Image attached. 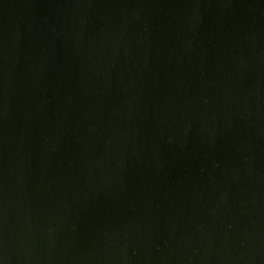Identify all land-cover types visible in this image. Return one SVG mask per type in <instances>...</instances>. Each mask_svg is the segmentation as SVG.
Returning a JSON list of instances; mask_svg holds the SVG:
<instances>
[{"label":"water","instance_id":"obj_1","mask_svg":"<svg viewBox=\"0 0 264 264\" xmlns=\"http://www.w3.org/2000/svg\"><path fill=\"white\" fill-rule=\"evenodd\" d=\"M0 264H264V0H0Z\"/></svg>","mask_w":264,"mask_h":264}]
</instances>
